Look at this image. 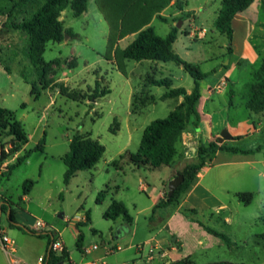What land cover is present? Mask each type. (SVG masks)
Wrapping results in <instances>:
<instances>
[{"label": "rangeland", "instance_id": "1", "mask_svg": "<svg viewBox=\"0 0 264 264\" xmlns=\"http://www.w3.org/2000/svg\"><path fill=\"white\" fill-rule=\"evenodd\" d=\"M173 1L172 7L160 13L166 21L153 18L150 25L156 33L165 37L177 27L175 51L215 78L224 76L230 69H241L240 82L235 87L229 84V77L220 81L216 89L227 94H216L212 104L223 109L232 100L235 108L227 115L221 111L216 123L221 125L228 119L229 133L242 134L232 138L234 141L226 139L217 144L256 150L252 154L218 150L210 158L207 166L211 169L206 173L205 183L227 205L225 209L202 210L182 205L183 194L177 203L153 212V201L160 192L163 191V199L169 182L181 174L185 164L198 161L197 148L201 143L195 145V152L187 147L188 155L182 151L173 167H137L128 158L120 159L126 152L136 153L144 129L152 121L166 118L176 106L174 99H159L166 87H146V77H163L160 73L167 68L164 76L173 79V88L192 91L194 79L182 66L174 62L126 60V73H123L113 53L107 58L110 26L97 1L90 0L87 12L80 16L74 14L71 5L62 12L67 39L47 44L44 58L49 65L41 75L28 57L27 35L12 27L13 21L8 16L12 3L0 0V106L15 111L29 134L28 144L8 160H13V164L26 151L34 150L46 133L44 151L34 150L11 176L0 175V192L11 198L16 217L22 218L26 226L42 221L48 228L60 231L75 263H80L86 255L77 247L76 234L81 231L84 248L99 246L88 259L102 258L106 264H264V113L249 118L248 110L241 104L246 103V85L252 82L264 57L261 0H255L248 11L254 23L253 33L248 31V35L257 51L253 62L240 59L237 51L230 53L228 47L232 43L234 48L233 40L230 42L216 29L221 0ZM235 29L239 50L247 31L237 23ZM136 37L137 33L129 34L118 40L117 46L124 49ZM211 82L209 78L203 83L204 97ZM98 85L100 90L108 86L111 93L90 100ZM61 86L76 94L79 101L63 94ZM142 91L153 94L157 98L155 103L142 108L146 100ZM249 120L254 121V132L243 136L248 133ZM78 131L91 133L106 151L94 168L78 172L66 183L62 158L69 152L70 139ZM5 141L10 142V138ZM28 180L35 184L23 201V186ZM107 189L110 193L102 203H97L99 193ZM243 192L253 193L250 204L236 197V193ZM111 198L123 201L133 216L129 229L122 218L104 217L106 203ZM192 209L196 211L191 212ZM176 210L180 215L169 222ZM88 213L91 223L78 229L77 224L86 222ZM194 220L223 233L229 240L210 234ZM47 225L40 230H46ZM1 226L7 229L19 251L25 253V264L34 263L45 252L46 239L10 227L5 215ZM18 256L19 253L7 256L1 248L0 264H15Z\"/></svg>", "mask_w": 264, "mask_h": 264}, {"label": "trees", "instance_id": "2", "mask_svg": "<svg viewBox=\"0 0 264 264\" xmlns=\"http://www.w3.org/2000/svg\"><path fill=\"white\" fill-rule=\"evenodd\" d=\"M12 3L11 11L8 16L13 21L12 27L24 32L28 37V57L35 69L42 75L43 69L49 65L44 54L49 42H63L67 36L64 21L61 20L62 12L71 5L74 14L80 16L87 12L90 0H9ZM99 9L103 12L109 26L110 33L108 36V55L113 53L117 58L118 67L126 73V60L142 62L145 60L155 62H174L182 66L187 73L194 79V88L188 93L183 87L173 88L171 77L156 78L148 75L145 79L146 87H166V93L161 97L162 100L178 99L183 97V101L172 110L166 118L152 121L143 132L140 146L136 153L126 152L120 156V159L128 158L133 165L149 166L151 168H160L162 166H173L177 157L181 153L183 133L187 130L192 119L193 125L198 127L201 120L198 110L199 102L202 97L201 83L211 73L203 72L198 65L184 60L174 49V43L177 40L179 30L177 27L165 37L156 33L150 25L156 16L166 21L160 13L167 8L173 0H96ZM255 0H221V7L215 19L216 29L225 34L229 41L232 42L234 29L232 26L233 19L244 13L254 3ZM261 8L264 10V0H261ZM264 28V23H263ZM71 33V32H70ZM137 33V37L128 44L124 49L117 46V41L129 34ZM230 53L233 52L232 43L228 47ZM9 71L8 68H6ZM97 89L90 96V100L106 96L111 93L107 86L103 89ZM63 94L69 98L79 101V97L68 92L67 87L61 86ZM146 97L142 103V108L149 104L155 103L156 97L153 94L141 92ZM136 98V96H135ZM246 109L250 114L264 113V57L260 67L254 72L252 82L246 85ZM138 100H141V96ZM232 104V100L230 101ZM23 104L22 107H25ZM135 106V104H134ZM10 138V142L5 139ZM29 142V134L24 124L17 118L16 112L0 106V169L7 159L13 154L19 152L23 146ZM216 142H210L209 145L201 142L197 148V162L188 163L181 174L184 175V182L179 186L171 196H165L153 208H167L177 203L180 197L186 192L195 180L196 176L209 163L212 155L218 150L229 151L231 153L252 154L256 150H243L238 147L220 146ZM46 144V133L43 139L35 147V151H44ZM259 149V148H258ZM26 151L25 154L17 161L7 166L5 176H11L12 172L24 163L34 151ZM106 147L99 139L93 138L91 133L76 132L70 140V150L63 156L66 165L64 180L69 183L78 172L94 168L102 159ZM118 161V160H117ZM117 161L113 165H117ZM35 182L28 180L23 186L24 195H28ZM108 194V190H103L97 197V203H102ZM236 197L250 204L254 195L250 192L237 193ZM6 206L1 205L0 211H5ZM192 209L191 212H195ZM187 215L189 211L186 210ZM15 211L10 210L9 221L13 227H17L31 235L39 238H47L49 248L44 257V264H62L70 260L69 252L64 248L61 254H57L52 249V244L56 240V232L46 230H34L20 224L15 218ZM108 220H117L122 218L126 228H130L134 218L130 214L126 204L123 201L112 199L110 206L104 213ZM207 232L220 237L226 241L229 239L223 233L212 229L199 221ZM91 223L90 214H87V221L78 223L79 229L83 225ZM84 234L79 231L77 238V247L84 253L83 246ZM190 264V262H187Z\"/></svg>", "mask_w": 264, "mask_h": 264}, {"label": "crops", "instance_id": "3", "mask_svg": "<svg viewBox=\"0 0 264 264\" xmlns=\"http://www.w3.org/2000/svg\"><path fill=\"white\" fill-rule=\"evenodd\" d=\"M174 2L175 1H173L172 4L169 7H167L164 11H166L168 8L172 7L174 5ZM248 11H249V9H247L244 13L237 15L232 21V26H233V29H234V36H233V42H234L233 43V45H234L233 51L234 52L233 53H235V51H237V53L239 52L238 54H239V58L240 59H243L245 61L253 62L256 59V57H257V51L254 49L255 43L252 41V39L250 37L251 35L250 36L248 35V31L251 32L250 34L253 33V31H251V30L253 29V26H254V23L251 20V17L248 14ZM236 23H237V25H241L247 31V35L245 37V41L243 43V46L239 50L237 49V47H239L240 45L238 46L237 41L235 39ZM260 23L263 24L264 22H260ZM163 70H164V72H161L160 74L163 77H167V76H164L165 71L167 70V68H165V69L163 68ZM231 71L232 70L230 69L229 73H225V75L220 77V78H215L214 76L209 75L206 79H204L202 81V83H201L202 97L200 99L199 106H198V110H199V113H200L201 120H200V122L198 124V127H195L193 125V122H194L195 119L193 118L191 123H190V125L188 126L187 130L183 133L181 152L185 151V155H188V150H186L187 147H191L192 151L195 152L196 148H197V146H195V145L197 143L213 141L214 139L218 140V137L220 136L221 131L224 128H226L229 131V129L227 128V123H226L228 119L223 124L217 125L216 118L220 117L221 114H219V113L221 111H223L224 114H226V115L229 114L232 111V109L235 108L234 103H232V104L229 103L228 106L225 105L223 109L218 107V106H215V105L212 106V104L215 103L214 97H215L216 94H219V95L227 94L223 90L219 91V90L216 89V87L218 86V84L220 83V81L223 78L229 77V79L231 81V82H229V84L230 85L233 84L234 87H235V85L237 83L240 82L239 79H240V76H241V69L236 68L232 72ZM209 78L212 80V82L210 83L211 86L208 88V95L206 97H204V95H203V93H204L203 83H204L205 80H208ZM236 79H238V80L236 81ZM187 92L190 93L191 91L188 90ZM229 95H230V97L233 96L232 93H229ZM162 96H160L159 99H161ZM174 100L176 101V106H178L183 101V97H180V98L174 99ZM241 104L246 108L245 104H243V103H241ZM176 106H175V108H176ZM248 117L252 118V114H250V112H249V116ZM249 121H250V124H249L250 126H249L248 133L244 134L243 136H248L249 133H251V132L253 133L254 132V123H253L254 121H252V120H249ZM257 130H259V128ZM237 136H242V134L233 135V138H236ZM234 140L235 139H231V141H234ZM22 149L18 153H20L22 151ZM219 154L220 153H218L217 155H219ZM8 159L3 164L2 168L0 169V175L4 176V177H6L5 176V172H6L7 166L11 165L12 164L11 161H13V160H8ZM187 164H185V166ZM173 166H175V164ZM210 169H211L210 166H206L196 176V178L193 181V183L190 185V187L184 193L185 200L182 202V205L188 204L192 208L202 209V210L210 209V208L211 209H218V208L225 209V208H227V205L224 204L223 202L219 201V199L216 197V195L212 192V189L208 186L207 183H205L206 173ZM175 171H174V174H175ZM144 190H145V188H144ZM108 193H110V191H108ZM27 196L28 195H24L22 200L25 201V199L28 198ZM162 197H163V191L160 192L158 199H155L153 201L154 202V206L162 199ZM112 199H114V198H111L110 201L106 203L107 208L110 206ZM1 205L6 206V210L4 212L0 211V229L3 232L6 233L7 229L5 227L1 226V221H2L3 216L5 215L6 219H7V222H8V225L10 227H13L11 225L10 221H9V213H10L11 209H13L15 211V209H14L15 205H14V202L11 200V198L9 196H7L6 194L0 192V206ZM178 215H180V211L176 210L174 214L170 215L169 222L172 221L174 219V217H178ZM15 218L20 224L26 226L25 223H24L25 221H23L22 218L20 219L18 216L16 217V215H15ZM85 218H87V216ZM38 222H42V221H38ZM44 224H45V226L47 225L46 223H44ZM14 228L25 233V231H23V230H21V229H19L17 227H14ZM28 228L34 229V230H40L38 228L37 224H35L32 227H28ZM46 231H54V232H56V238H60V240L64 244V247L68 251V249H67V247H66V245H65V243H64V241L62 239V233L60 231H58L57 229H54V228H48V225H47ZM76 235H77V238H78V233ZM37 239H46L47 240L46 249H45V252L43 254L39 255L38 259L34 263H29V264H38L39 258L45 257V255L47 254V250L49 248V244H48V239L47 238H39V237H37ZM11 240H13V239H11ZM13 242L15 244L14 240H13ZM1 248L2 247L0 246V249ZM97 249H99L98 245H94L92 248H89V247L85 248L84 254H86V255L81 258L80 263L73 262L71 260V257H70L69 261H66V262H64L62 264H68L67 262H70V264H92V263H96V264H103L104 263V264H106L104 261L103 262L101 261L102 258H90V259H88L89 258V254L92 252V250H97ZM15 250H16V252L13 253V254L19 253V256L15 260V264H25V253H23L22 251H19V249L16 247V244H15ZM6 254H7V256L11 255L10 253H7V252H6ZM69 255H70V253H69Z\"/></svg>", "mask_w": 264, "mask_h": 264}, {"label": "built area", "instance_id": "4", "mask_svg": "<svg viewBox=\"0 0 264 264\" xmlns=\"http://www.w3.org/2000/svg\"><path fill=\"white\" fill-rule=\"evenodd\" d=\"M0 153H1V148H0ZM37 226L39 229H42L43 227H45V224L43 222H38ZM39 231H42V230H39ZM0 246L7 253L13 254L16 252L15 244H14L13 240H11L9 238V236L5 232H3L1 229H0ZM64 248H65L64 244L60 240V238H56V240L52 244L53 251L57 254H61L63 252ZM38 264H44V257L39 258ZM92 264H96V263H92Z\"/></svg>", "mask_w": 264, "mask_h": 264}, {"label": "water", "instance_id": "5", "mask_svg": "<svg viewBox=\"0 0 264 264\" xmlns=\"http://www.w3.org/2000/svg\"><path fill=\"white\" fill-rule=\"evenodd\" d=\"M65 39H67V37H65ZM232 138L233 136L229 133L227 129H225L221 132V135L218 137V142L222 143L224 140L226 139L229 140ZM183 182H184L183 174H179L177 177L171 180L168 184L167 196L171 197Z\"/></svg>", "mask_w": 264, "mask_h": 264}]
</instances>
